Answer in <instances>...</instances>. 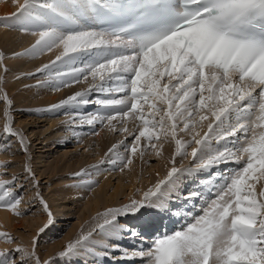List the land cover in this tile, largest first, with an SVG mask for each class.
<instances>
[{
	"label": "snow or ice",
	"instance_id": "obj_1",
	"mask_svg": "<svg viewBox=\"0 0 264 264\" xmlns=\"http://www.w3.org/2000/svg\"><path fill=\"white\" fill-rule=\"evenodd\" d=\"M12 16L21 23L22 30L29 25L39 29L33 32L35 43L15 55L36 56L61 49L53 61L36 70L48 73L47 80L38 83L69 87L92 78L86 90L46 111L86 105L92 91L108 93L112 98L97 99L95 103L111 114L80 116V123L106 121L109 130L133 135V143L125 147L129 153L125 168L137 153L143 157L147 149L161 155L162 139L175 143L172 167L165 179L144 191L141 198L103 213V223L97 227L106 237L122 232L141 237L143 232L137 231L136 225L119 224L117 216L123 214L135 220L153 208H164L161 197L165 189H174L181 174L230 162L239 166L224 178L216 198L192 223L157 237L147 249H123L120 259L140 258L144 264H264V0H23ZM102 17L126 19L127 23L116 28L85 27V22ZM3 59L0 53V67ZM78 63L81 66L77 67ZM110 81L119 84L105 87ZM115 93L123 95L116 98ZM0 99L7 105L3 131L18 137L27 152L25 138L12 128V101L6 92ZM129 120L140 122L133 132L125 124ZM205 121L207 130L201 133L197 129L203 128ZM114 122L125 126L118 129ZM179 133L188 134L190 139L184 140ZM213 140L228 141L232 147L225 144L222 150L213 149ZM193 144L189 153L187 149ZM117 147L113 145L109 152ZM189 155L198 161L194 167L176 166V156ZM3 167L6 162L0 161ZM25 171L38 184L29 165H25ZM88 174L85 169L73 173L77 177ZM15 179H0V208L22 215V200L11 187ZM199 195L190 193L191 197ZM36 197L47 213V223L39 228L30 249L20 244L11 250L0 249V264H52L51 257L41 261L36 244L55 218L39 192ZM90 237L88 233L68 241L58 256L77 255ZM0 239L14 243L6 231H0ZM99 246L121 250L119 241ZM88 251L96 257L110 254L94 248ZM13 252L20 254L19 261L12 258Z\"/></svg>",
	"mask_w": 264,
	"mask_h": 264
},
{
	"label": "rangeland",
	"instance_id": "obj_2",
	"mask_svg": "<svg viewBox=\"0 0 264 264\" xmlns=\"http://www.w3.org/2000/svg\"><path fill=\"white\" fill-rule=\"evenodd\" d=\"M12 2L13 0H0V53L4 56L3 67H0V77H3V82L0 83L2 89L0 96L6 92L12 101L10 107L12 128L25 138L28 151H23L18 137L9 136L3 131L7 121L5 116L7 105L0 99V161L6 162V167L0 168V179L11 181L15 176V182L11 187L22 200L19 207L23 213L15 215L10 212V224L5 223L0 231L10 233L14 243L8 244L0 239L2 243L0 249L11 250L17 244L31 248L39 228L44 227L48 220L47 213L43 211V206L36 197V193L39 192L49 204L55 218L54 223L37 238L36 253L41 261L51 257L52 264H144L140 258L131 261L120 259L123 255L122 250H139L141 247L147 249L157 237L184 229L193 222L194 217L203 214V210L222 189L224 178L239 166L230 162L210 170L181 174L174 189H165V194L161 197L164 208H153L135 220L123 214L117 216L119 224L136 225V230L143 232L141 237L134 238L124 232L116 237H106L97 227L103 223V213L107 209L118 208L128 203L130 199L141 198L144 191L165 179L172 167L175 143L162 139L159 143L163 144V149L171 147L167 155L158 156L151 149H147L143 157L137 153L133 157V163L125 168L124 163L129 155L125 152V147L133 143L134 136L127 135L128 133L123 135L124 132L121 131L110 132L106 121H97L94 125L80 123V116L111 114L95 103L97 99L112 98L108 93L92 91L87 97L90 102L86 105H66L55 111H46L51 105L58 104L78 91L86 90L92 83V78L89 77L87 82L81 79L79 83L70 84L69 87L57 88L51 84L38 83L47 80L48 73L37 72L40 67L36 64L46 56L52 55L55 48L53 52H44L36 56L15 55L24 52L35 43L37 37L33 32H38L39 29L29 25L26 31L22 30L21 23L11 14L12 10V13L16 12L11 5ZM37 2L42 3L43 0ZM76 66L81 65L78 63ZM4 67L7 68L6 72ZM118 84V81H110L105 87H117ZM113 95L119 98L123 93ZM145 111L147 112V108ZM132 122L135 123V128H138L140 122L138 120ZM206 122L204 129L201 130L198 126L197 130L201 133L207 130ZM231 122L233 124L236 122L235 116ZM114 123L118 129L123 126ZM179 135L184 137V140L190 139L186 133ZM225 144L232 147L228 141L215 140L212 147L222 150ZM113 145L118 147L110 153L109 149ZM194 146V144L189 146L187 151L190 153L191 147ZM120 157L125 158L124 162H121ZM110 160L116 163H109ZM175 161L177 167H194L195 163H198L193 161L190 155L176 156ZM25 165L32 168L38 184L25 171ZM81 169H85L89 174L79 177L73 175ZM217 172L223 173V176H217ZM133 180L135 185L131 186L130 192L127 186ZM88 181L93 183L89 184ZM116 186L119 193L114 195L112 200H108L104 207L102 189L108 196ZM260 187L261 185L257 186L258 191ZM192 192H198L200 195L191 197ZM99 200H101L99 208L97 206L91 208V203L99 205ZM140 225L144 227L141 228ZM88 233H91V237L84 247L79 249L77 255L58 256L68 241L77 240ZM117 241L120 243V251L99 246L102 243L111 244ZM93 248L96 252L107 251L110 254L106 257H96L88 251ZM12 258L19 261L20 254L13 252ZM28 264H34V261H29Z\"/></svg>",
	"mask_w": 264,
	"mask_h": 264
},
{
	"label": "bare ground",
	"instance_id": "obj_3",
	"mask_svg": "<svg viewBox=\"0 0 264 264\" xmlns=\"http://www.w3.org/2000/svg\"><path fill=\"white\" fill-rule=\"evenodd\" d=\"M23 2V0H17V2L16 3H14V0H13V2L11 3V5H13V7H14V10H16L17 9V7H18V3H22ZM12 12H13V10L11 11V14H12ZM85 27H92V28H96L97 29V25H96V23H95V21L94 20H89L88 21V23H85ZM12 39H13V37H12V35H11V44L13 43V41H12ZM26 44H29V43H26ZM14 50V49H13ZM60 51H61V49L60 48H55V50H54V53H52V55H48L49 57H47L46 56V58H44V59H42L41 60V62L39 63V62H37V64L36 65H38V67H40L41 68V66H43V65H46V64H49L51 61H53L54 59H55V57L57 56V55H59V53H60ZM53 52V51H52ZM21 59V58H20ZM20 61V60H19ZM10 89V88H9ZM11 90H12V87H11ZM206 122V121H205ZM205 122H204V124H205ZM207 123V122H206ZM107 124V123H106ZM125 124H126V126L128 127V129H129V132H133V130L134 129H137V128H135V123H133L132 122V120H129V121H126L125 122ZM123 126H125V125H123ZM122 126V127H123ZM202 129H204V128H201V130ZM108 130H109V128H108ZM110 131V130H109ZM111 132V131H110ZM125 133H123V135H124ZM127 135H129V134H127ZM184 138V137H183ZM166 142V141H165ZM171 142V141H170ZM107 144V143H106ZM165 145H167V144H165ZM169 145V144H168ZM169 149H162V155H167L168 154V151H170V148L171 147H169V146H167ZM105 148V147H104ZM105 153V152H104ZM171 153V152H170ZM133 182H134V180L132 181V183H129L128 184V186H127V184H126V186H127V189H128V191H130L131 192V190H132V188H131V186L132 185H135V184H133ZM123 189H121V191H122ZM119 193V188H118V186H116L115 188H114V190H113V192L110 194V195H108L107 196V193H106V191L104 190V189H102V191H101V197H102V200H103V204L102 205H105L104 207H106V205H107V202H108V200L110 201V200H112V197L114 196V195H117ZM130 196V195H129ZM116 197V196H115ZM114 197V198H115ZM100 199V198H99ZM114 201V200H113ZM116 201V200H115ZM100 202H101V200H99V205L97 204V203H91V208L92 207H95V206H97V208H99V206H100ZM112 203V202H111ZM109 206V205H108ZM10 212H12V211H9V210H6V209H3V208H1L0 209V228L2 227V226H4L5 225V223H7V224H10V222H11V214H10ZM14 220V219H13ZM140 223V222H139ZM0 244H2V243H0Z\"/></svg>",
	"mask_w": 264,
	"mask_h": 264
}]
</instances>
